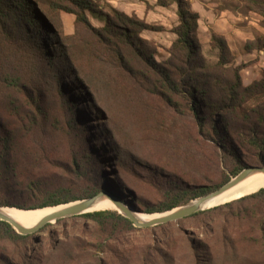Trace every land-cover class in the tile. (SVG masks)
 <instances>
[{"label":"trees","instance_id":"trees-1","mask_svg":"<svg viewBox=\"0 0 264 264\" xmlns=\"http://www.w3.org/2000/svg\"><path fill=\"white\" fill-rule=\"evenodd\" d=\"M230 1L237 2L234 11L260 16L264 29V0ZM170 3L176 5V39L168 58L157 62L156 49L142 34L159 29L136 16L116 9L107 14L95 0H0V190L14 188L21 197L37 202L9 207H56L104 191L124 202L117 190L102 182V172L92 161V149L83 130L88 116L78 111L79 102H90L84 95L92 97L89 72L97 65L102 69L94 77L98 82L103 79V83H112L115 75L126 76L169 105L175 106L179 99L199 134L216 145L223 163L230 167V175L224 176L218 186L170 182L161 189L162 200L147 206L146 214L184 206L217 191L245 169L264 168V72L245 86L240 75L243 66L235 65L226 38L215 32L210 34V43L217 49L218 59L209 65L198 41L199 15L191 11L187 0H157L161 7ZM62 13L75 17L72 36H64ZM90 14L103 26H92ZM244 50L264 51V35L247 42ZM107 72L114 75L106 76ZM71 85L76 86L75 91H82V98L75 100L68 93ZM61 137L67 155L52 159L47 150L54 151ZM46 163L62 171L55 181L33 172ZM244 204H248L247 210H241ZM130 206L134 208V203ZM225 208H236L235 215L254 219L256 236L250 240L264 259V188L199 214ZM80 217L92 222L93 238L96 232L102 233L98 235L103 238L101 243L115 241L134 229L129 219L109 209ZM31 235H20L0 221L2 239L20 242L26 248ZM188 247L193 264H218L217 253L208 242L191 238ZM104 253L97 249L93 256ZM96 264L105 263L96 259ZM139 264L151 261L145 256Z\"/></svg>","mask_w":264,"mask_h":264},{"label":"rangeland","instance_id":"rangeland-1","mask_svg":"<svg viewBox=\"0 0 264 264\" xmlns=\"http://www.w3.org/2000/svg\"><path fill=\"white\" fill-rule=\"evenodd\" d=\"M111 1L95 0L107 14L116 9L109 3ZM139 1L140 17L131 16L159 29L158 32H143L142 38L154 46L156 61L161 62L168 58V50L176 39L173 33L178 25L176 5L170 3L161 7L157 0ZM187 1L191 11L199 14L198 41L209 65L217 62L218 51L206 38L214 30L211 22L218 21V30L228 35L227 43L235 65L243 66L240 72L243 84L248 86L264 72V51L248 53L244 50L247 42L264 35L260 16L234 11L237 2L230 0ZM88 18L92 26L99 28L98 18L91 14ZM67 19L63 21L64 36H72L75 26ZM99 70L102 69L97 65L89 72L93 79L92 97L84 95L90 102H79L78 111H84L88 116L83 130L92 149V161L99 164L102 172V182L109 189L117 190L124 205L131 207L134 203L133 209L139 214L165 216L169 213L146 214L145 210L162 200L161 189L170 182L218 186L224 176L230 175V167L223 163L222 153L199 134L193 118L179 99L175 106L169 105L159 96L142 90L126 76L115 75L116 80L112 83L108 80L103 83V79L98 82L94 77L101 74H97ZM108 73L114 75L113 72L105 75L109 76ZM75 90L76 86L71 85L68 93L75 100L82 98V91ZM64 144L61 137L54 151L47 150L52 159L67 155ZM33 172L55 181L62 171L54 164L46 163L40 168L36 166ZM34 203L37 202L18 195L14 188L0 190V207L32 206ZM107 209L116 211L114 206ZM245 209L248 204L241 206V210ZM200 212L153 227H134L117 240L105 243H101L103 238H98L101 232L92 237L91 221L80 215L63 218L46 224L31 235L26 248L20 242L0 238V264H96V259L105 264H139L145 256L151 264H193L188 247L191 238L211 244L217 253L218 264H264L262 252L250 240L256 236L254 219L235 215L236 208L207 214ZM97 249L105 253L95 258L93 254Z\"/></svg>","mask_w":264,"mask_h":264},{"label":"water","instance_id":"water-1","mask_svg":"<svg viewBox=\"0 0 264 264\" xmlns=\"http://www.w3.org/2000/svg\"><path fill=\"white\" fill-rule=\"evenodd\" d=\"M253 172H262L264 174V168L245 169L240 174H238L236 177L232 178L228 183H226L224 186H222L217 191L210 193L206 196L200 197L196 200H193L184 206L177 207L171 211L166 212V213H170L172 211H175L173 214H170L161 219L149 221V222H141L140 220H138L136 217V214H139V213H137L133 208L124 205V203H122V201L119 198L114 197L110 195L109 193H105V192H100L96 196L85 199V200L63 204V205H69V204H74V203H81V205L79 206H75L68 210L62 211L58 214L50 215L48 217L43 218L36 226L32 228H25L21 226L20 224H18V222L14 218L6 216L2 212H0V221L8 223L18 234L26 236V235L36 233L48 223H52V222H55L63 218L87 213L86 211L90 209L97 201L105 199L114 206L116 211L122 214L125 218L129 219L132 222L134 227L148 228V227H153V226L160 225V224H166L169 222L178 221V220L184 219L186 217L192 216L202 211L203 210L202 206L204 204L217 198L219 195L223 194L225 191H228L229 189L233 188L234 186L242 182L245 178H247L249 175H251ZM18 210L23 211V212L33 211V210H22V209H18Z\"/></svg>","mask_w":264,"mask_h":264},{"label":"bare ground","instance_id":"bare-ground-1","mask_svg":"<svg viewBox=\"0 0 264 264\" xmlns=\"http://www.w3.org/2000/svg\"><path fill=\"white\" fill-rule=\"evenodd\" d=\"M264 188V174L262 172H253L247 178H245L242 182L234 186L233 188L225 191L223 194L219 195L217 198L209 201L208 203L202 206L203 210L211 209L217 206L224 205L226 203L232 202L234 200L240 199L244 196L253 194ZM81 203H74L69 205H60L57 207H48L44 209H37L33 211H19L16 208H9V207H0V212L14 218L18 224L25 228H32L36 226L43 218L48 217L50 215L58 214L62 211L68 210L75 206H79ZM113 207V205L105 200L97 201L90 209L86 212H94V211H101L107 208ZM115 210V209H114ZM175 211L170 212L168 215L173 214ZM165 215V216H168ZM163 215H143V214H136V217L141 222H149L161 219L165 217Z\"/></svg>","mask_w":264,"mask_h":264},{"label":"crops","instance_id":"crops-1","mask_svg":"<svg viewBox=\"0 0 264 264\" xmlns=\"http://www.w3.org/2000/svg\"><path fill=\"white\" fill-rule=\"evenodd\" d=\"M109 3H111V4H113L112 6L114 7V8H116L118 11H120V12H123V13H125V14H127L128 16H131V15H133V14H136L138 17H140L139 15H138V11H139V7H140V4H141V2L139 1V0H127L126 2H121V0H115V1H111V2H109ZM150 3H152V4H154L155 3V1H153V2H151L150 1ZM119 4V5H118ZM197 13V12H196ZM199 15V14H198ZM67 16H68V19H67ZM62 19H63V21L65 20V19H67L68 20V22H71V23H74V20H75V17L73 16V15H69V14H67L66 16H64V15H62ZM93 21V20H92ZM98 23H99V26L98 27H102L103 26V22L102 21H98ZM212 23V29H214V30H212L213 32H215V33H217V34H219V35H222V36H224L225 38H226V40L227 41H229L228 39V35L226 34V33H222V32H220V30H218V28H217V25H218V21H213V22H211ZM199 29V28H198ZM207 39V41L208 42H210V35L206 38ZM251 82H249V84H250ZM248 84V85H249Z\"/></svg>","mask_w":264,"mask_h":264}]
</instances>
